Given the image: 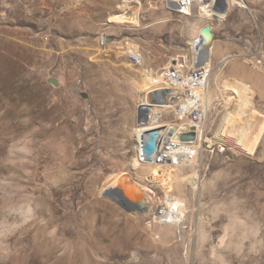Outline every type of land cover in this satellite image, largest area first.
Returning <instances> with one entry per match:
<instances>
[{"label": "rangeland", "instance_id": "1", "mask_svg": "<svg viewBox=\"0 0 264 264\" xmlns=\"http://www.w3.org/2000/svg\"><path fill=\"white\" fill-rule=\"evenodd\" d=\"M226 2L218 20L195 2L185 16L163 0H0V264H264V128L251 155L219 135L242 101L243 121L264 119V0ZM205 25L227 55L210 58L206 142L194 164L167 166L165 192L152 162L131 169L137 107L165 69L196 65ZM118 175L144 213L101 195ZM166 199L173 223L155 217Z\"/></svg>", "mask_w": 264, "mask_h": 264}, {"label": "built area", "instance_id": "2", "mask_svg": "<svg viewBox=\"0 0 264 264\" xmlns=\"http://www.w3.org/2000/svg\"><path fill=\"white\" fill-rule=\"evenodd\" d=\"M163 1L165 5L168 2L177 3L179 10L173 11L171 9L173 12L189 14L188 10L189 8L192 10L195 0ZM128 58L131 64H139L141 61L137 54H129ZM177 66L178 69L167 68L164 70V81L156 88H167L171 91L169 95L165 96V103L160 109V113L156 117L147 115L146 118L137 122V128L145 127V131L158 130L159 141L151 158L154 165L180 168L194 164L206 142V132L202 131L201 125L204 124L208 114L204 92L210 77V70L198 66V71H188L187 66ZM166 114H169L171 119L159 124L164 120ZM160 125L165 127H158ZM170 131H173V133L169 137ZM186 134H193L194 139L191 141L181 140V137ZM160 210L161 207L158 210L159 215H161Z\"/></svg>", "mask_w": 264, "mask_h": 264}, {"label": "bare ground", "instance_id": "3", "mask_svg": "<svg viewBox=\"0 0 264 264\" xmlns=\"http://www.w3.org/2000/svg\"><path fill=\"white\" fill-rule=\"evenodd\" d=\"M133 1H134V3H137L139 0H133ZM194 2L197 4L199 9H202L203 17L212 18L213 16H215V17L217 16L219 18L218 20L223 19L226 11H220V10L215 9L214 0H195ZM167 8H169V7H167ZM190 11L191 10L189 8V10H188L189 14H187V13H180V14L185 15V16H190L191 15ZM199 31L197 32L196 36L194 37V39L192 41V47H191L192 54H194V49L196 46V42L198 40ZM194 59H195V64H196L195 55H194ZM225 61H227V60H225ZM202 66L205 67L206 69H209L210 73H211L210 61L205 63ZM170 68L178 69L176 66L168 67V69H170ZM188 71H198V66L195 65L194 67L189 68ZM209 80H210V78L208 79V82H209ZM235 87H237V86H235ZM149 93L146 95V97L143 98V102H145V103L147 102L146 104L144 103V105H147L149 103ZM207 95H208V83H207V86H206V89L204 92L205 102H206ZM228 100H230V99H228ZM246 102L245 103H244V101H242L240 103L237 102L238 104L235 106L234 110L232 112H229L226 114V116L224 118V124H223V127H222L219 135H220V137H227L229 135L232 136L236 140V142L240 145L241 150H243V151H245L251 155V154L255 153L256 147H257L259 140H260V137H261V133L263 132L264 119H262V117L255 116L256 120H261V126L258 128L257 131H255V136H253L252 131L254 129L256 120H255V122H253V124H251L250 120H248L247 123H246V120L245 121L242 120V115L245 112L244 109H245ZM164 103L165 102L161 100V102H159L155 105H151L149 107V111L153 107L163 106ZM243 116H245V115H243ZM259 118H261V119H259ZM204 123H205V121H204ZM241 123H243V124L241 125ZM249 124L251 126L250 131H248V129H247V126H249ZM158 127H165V126H158ZM201 129H202V131L204 130V124L201 125ZM145 130H146L145 128H142L138 131L137 140H139V150H138L139 153H138V158L133 160V162H132V165H131L132 170L136 169L138 161L151 163V160L149 161L146 159H142V157H141L140 137H141L142 132ZM167 166L168 165H164V166L155 165L153 167L152 173L147 177L148 182L160 183L161 187L164 189L165 192L169 189L168 184H169L170 179L172 178L174 171H175V169L173 167H167ZM112 181L113 182H108L103 187V189L101 191V195L103 197L112 200L111 197L113 195H120L121 197L126 199L129 203H132L133 205L138 204V201L140 200V197L142 195L139 191H137L133 188L131 183H129L125 177H123L122 175H118V176H115L114 178H112ZM144 201H145V198H144ZM177 209H178V203L177 202H175L174 200L166 199V201L164 203V207L162 208V210H160L161 215H159V211H158V213H156L155 217H157L161 223H164V222L165 223H173L176 219Z\"/></svg>", "mask_w": 264, "mask_h": 264}, {"label": "water", "instance_id": "4", "mask_svg": "<svg viewBox=\"0 0 264 264\" xmlns=\"http://www.w3.org/2000/svg\"><path fill=\"white\" fill-rule=\"evenodd\" d=\"M167 7L173 11H178L179 6L175 2H168ZM214 7L220 11L227 10L226 0H214ZM103 43H111L113 40L111 38L102 37ZM215 41V36L211 31L209 25L203 26L199 31L198 40L194 49V55L196 58V65L202 66L205 63L210 61V50L212 43ZM173 64V63H172ZM53 85H57V82L54 80H49ZM171 91L167 88L155 89L149 93V103L147 105L140 104L137 107V119L138 122L149 114V107L155 105L159 102L165 100V96L169 95ZM161 97V98H159ZM173 131H170L169 137L172 135ZM194 139L193 134H186L181 137L183 141H191ZM159 141L158 130L145 131L141 134L140 137V150L142 159L151 160L155 150L157 149ZM111 199L117 203L124 211L128 213H144L146 210L144 197L141 196L138 204L133 205L129 203L126 199L120 195H113Z\"/></svg>", "mask_w": 264, "mask_h": 264}, {"label": "crops", "instance_id": "5", "mask_svg": "<svg viewBox=\"0 0 264 264\" xmlns=\"http://www.w3.org/2000/svg\"><path fill=\"white\" fill-rule=\"evenodd\" d=\"M118 24H124V23H122V22H119ZM211 27V26H210ZM202 28V27H201ZM211 31H212V33H213V35H215V31H214V28L213 27H211ZM112 39V38H111ZM113 40V39H112ZM213 52H214V55H215V57L216 58H223V57H225L227 54L225 53V50L219 45V41H215V42H213L212 43V46H211V50H210V58H212V56H213ZM191 57V61H192V64H193V66L195 65V59H194V54H192V56H190ZM185 58V57H184ZM181 59L180 58H171L170 60H169V62L166 64V66L167 65H169L170 63H171V61L172 62H178V61H180ZM185 61H186V58L184 59ZM137 120H136V117H135V119L134 118H131V119H129V121L127 122V124L124 126L125 127V129H132V127L134 126V124H135V122H136Z\"/></svg>", "mask_w": 264, "mask_h": 264}]
</instances>
